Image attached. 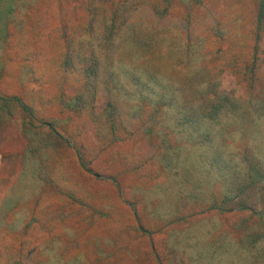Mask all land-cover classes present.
Instances as JSON below:
<instances>
[{
  "label": "rangeland",
  "instance_id": "obj_1",
  "mask_svg": "<svg viewBox=\"0 0 264 264\" xmlns=\"http://www.w3.org/2000/svg\"><path fill=\"white\" fill-rule=\"evenodd\" d=\"M0 264H264V0H0Z\"/></svg>",
  "mask_w": 264,
  "mask_h": 264
},
{
  "label": "trees",
  "instance_id": "obj_2",
  "mask_svg": "<svg viewBox=\"0 0 264 264\" xmlns=\"http://www.w3.org/2000/svg\"><path fill=\"white\" fill-rule=\"evenodd\" d=\"M25 108H26V106H25Z\"/></svg>",
  "mask_w": 264,
  "mask_h": 264
}]
</instances>
